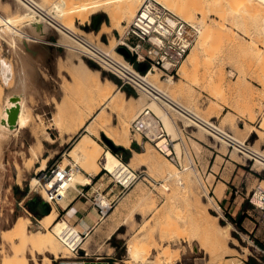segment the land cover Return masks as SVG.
Here are the masks:
<instances>
[{
	"label": "rangeland",
	"instance_id": "1",
	"mask_svg": "<svg viewBox=\"0 0 264 264\" xmlns=\"http://www.w3.org/2000/svg\"><path fill=\"white\" fill-rule=\"evenodd\" d=\"M46 1L51 5L50 8H46L52 13L54 9H60L66 0ZM156 1L159 3L158 0ZM185 1L190 4L188 6L192 7L186 6L190 10L193 8L192 10L197 14L194 23L197 21L198 24H201L202 21L198 9H202L204 5L203 9L208 14L207 23L210 25L209 27H216L215 31L211 29L212 34L216 33V36L212 35L215 42L212 41L211 37L209 41L212 40L209 45L214 42L211 49L209 50V47L206 48L207 50L198 53L202 56L199 55L200 60L203 58V60L210 61L205 62L202 60L204 63H209L208 65L203 64L205 68L207 67L204 77L200 76L202 73L199 72L200 69H196L185 84L180 83L184 90L178 92L176 97L171 96L170 90L165 88L164 90L168 92L167 94L171 98L180 102L204 120L214 122L238 141L247 143L248 146L255 148L257 152L259 151L258 153L264 154V6H262L264 1H259H262L260 6L255 0H232V4L235 1L239 2L234 11H230L232 4H230L231 7H228L227 4L222 2L221 5L225 4L222 6H225L223 9L228 10L221 23L218 18L213 16L212 10L209 11L211 7L207 4L208 0H203L208 6L199 0ZM143 2L144 0L140 3V6ZM182 2L184 3V0ZM226 2L228 1L226 0ZM69 5H71L70 2ZM27 11L26 6L17 0H0V93L2 92L0 107H3V109L4 99L16 91L21 75L26 69L24 59L28 58L27 49L33 47V39L37 38L27 22ZM204 11L201 10V12ZM94 17H98L96 26H94L93 21L87 26H79L87 34L93 33L91 35L93 39L84 33L82 36L90 42L94 40L92 42L94 45L105 52H109V48L96 42L94 36L101 30L103 23L110 25V20L103 13ZM77 22L80 23L79 20ZM46 26L50 29L48 34L38 36L37 39L42 41L40 46L48 48V57L38 60L34 66L36 83L33 84L30 79L28 80L30 90L28 105L32 110V121L26 130L17 134L4 148L2 158L4 168L1 169L0 167V251L1 247L4 246L1 238L2 234L11 229L18 217H29L31 220L29 230L31 231L40 229L39 222L44 225H51L57 222L58 219H62L57 216L54 207L51 214L42 219L40 218L41 214L34 215L28 207L29 202V206H32L31 204L34 201L39 202V200H42L45 202L38 190L34 189L33 184L40 175L37 176L36 174L45 170L48 162L49 167L47 170L58 161L63 168L71 165L73 171L78 169L80 174L83 175L82 177L86 178L87 173L93 174V171L99 172L102 170L103 173L105 172L102 167L103 155L104 152L111 151L112 147L117 149L116 152L112 151L118 153L116 156L125 165H129L133 151L142 152L145 150V144L140 147L135 143L137 136L132 131L130 134L132 141L130 149L116 146L105 134L101 133L98 139L92 137L93 143L90 145L86 157L79 152L75 155L79 142L88 134L84 128L88 124V113L85 110L88 104L85 101V88L80 82L73 81L71 72L73 67H79L85 62L93 70L101 71L103 77H108L114 81L116 84L115 90L120 89L127 96L143 98L141 101L146 102L145 104L150 101L142 93L131 87H122V81L104 65L102 67L95 61L81 56L78 52L83 48L78 42L72 38L70 39L57 28L49 24H46ZM126 26L128 24L125 23L123 32ZM14 28L18 31L16 30V32ZM122 33L113 30L117 45L119 36ZM41 37H43L42 40ZM198 37L197 34L195 46L199 41ZM100 41L108 45L110 38L108 35H102ZM215 44L217 45L215 46ZM116 51L124 55L127 50L119 46ZM208 51H210L209 54ZM124 58L128 60L125 55ZM179 75H176L174 80H178ZM128 91L132 92L133 95H129ZM11 101H14L13 98ZM13 103L16 106L18 102L16 100ZM129 106L134 109L137 108L135 110L137 113L141 111V108L146 107H141L136 102H130ZM103 114L106 117L111 114L112 128L115 129L118 125L116 113L113 114L111 109L107 108ZM172 117L175 120L171 119L174 124L179 121V126L187 124L184 119L174 112ZM174 124L170 120L166 122L169 132L175 139L180 140V132L177 131V126L175 127ZM92 128H94V125ZM252 129H255L258 135L252 134L248 138L249 131ZM187 130L191 137L190 139L184 138L180 145L183 153L181 165L178 164L181 180L184 182L187 177L192 179L194 193L196 191L194 196H196L195 198L192 197L191 203L195 204V200L199 199L203 204L201 205L203 210L200 209V220L214 229L217 223L226 226L228 230V233L216 230L219 244L215 248L217 254L214 259L200 249L199 245L203 244L206 247L209 246L207 248L210 249H213L214 246L207 239L201 226L195 223L188 214L189 208H185L188 206L169 187V182L163 181L162 178L146 168L143 171L136 168L134 173H137L138 179L123 192H121L122 188L119 185L116 186L114 175L115 178L111 175L104 177L103 187L106 182H109V189L115 187V191L105 200L110 204L113 198L116 201L92 235L87 236L81 242L77 254L72 252L68 255V258L64 259H54L48 254L36 255L34 257L37 261L43 262L45 258H50L52 264H59L60 261L74 258V256H85L92 258L110 257L114 264H134L135 262L132 263L128 259L127 245L131 241L138 240L136 239L138 236L140 241L145 239L148 230H151L149 233L151 235L153 233V236L155 234V238L153 237L155 242L148 246L150 250L152 249L151 252L149 249V251L147 250L150 254H146L144 259H139L142 261L140 264H158L154 257L167 248H170L178 256L174 264H264V214L260 213L248 199L258 185L264 182V166L258 162L255 163V161L250 160L241 153L233 151L234 149L225 144L211 139L202 129L189 128ZM107 140L110 141L112 147L107 143ZM148 145L158 157H161V160H168L161 156L152 145ZM135 147H138L139 151ZM34 153L37 154L38 159L34 157ZM44 159H48L45 164H43ZM168 161L172 162L171 160ZM234 177H237L238 195L235 194L237 189L230 181ZM119 192L121 194L118 196ZM226 193L228 194L226 195ZM236 198H239V200L245 199L242 207L249 212L250 215H248L251 220L246 228L248 230L254 228L252 233L245 234L242 231L244 227L240 228L233 224L221 203L227 199L229 202H233ZM169 200L173 202H171L172 207L168 206ZM218 206L221 208L218 209ZM205 210L213 218L208 219ZM167 219L172 220L171 222L176 221L175 224L172 223V226L177 225L178 227H175V229L181 231L182 236H180L181 233L173 229L174 227L171 231H168L169 227H165L167 230L161 233V225L168 224L169 226L171 223ZM124 223L125 225L122 226ZM72 226L74 227V225ZM115 227L121 228L108 240L110 232H113L116 229ZM142 228L143 230H141ZM145 228H148L147 231ZM145 232L146 234H144ZM184 232H186V236H184ZM50 235H52V238L54 237L62 250L67 248L53 233L52 228L50 229ZM16 244H18V241ZM5 247L7 252L11 251L9 244H6ZM30 252L27 256L30 263L33 264L34 257ZM6 262L10 264L9 260Z\"/></svg>",
	"mask_w": 264,
	"mask_h": 264
},
{
	"label": "bare ground",
	"instance_id": "2",
	"mask_svg": "<svg viewBox=\"0 0 264 264\" xmlns=\"http://www.w3.org/2000/svg\"><path fill=\"white\" fill-rule=\"evenodd\" d=\"M17 1H19V3L21 2L22 4H24L26 6V8L28 9V11H27V13H28L27 22L32 27V29L34 31L33 33H35L37 35V38H38V36H45L46 34H48L50 29L47 28L46 24H49L50 26L57 28V30H59L61 33H64L65 35H67L70 39L72 38L73 40L78 42L79 45L83 48L82 50H86V49L90 48L91 46L89 44L93 45L94 48H96V49H99V47L92 43V42H94V40L92 42H90L82 36V34L84 33V34L88 35V37H90L93 33L87 34L83 30H81L79 28V26L89 25L92 22L93 17L100 14V13L107 15V17L110 20V23H109L110 25L103 23L101 30L98 33L96 32L97 34H95V36H94L96 39V42H98L102 45H105L109 48V52H105V51L99 49L100 50V57H102V60H100V62L106 68H110L109 67L110 59H114V60L121 62V63L125 62L124 61V59H125L124 55L125 54L122 55L116 51L117 49H119V46L116 43L117 39H115V37L113 35V30H117L120 33H122L124 24L126 23L129 25L132 22V20L134 19L138 9H140L139 8V7H141L140 3L142 2V0H66L64 2V4L61 6V8L60 9H54L52 11V13H53L52 14L47 9V8H50L51 5H49V2H47L46 0H17ZM158 1H159V4L161 6H163L166 10L171 12L173 15L180 17V18L182 17L185 21H187V23L190 26L194 27L197 30V34L199 35L198 43L196 44V46L193 45L187 59L184 61V63L180 67V70H179L180 75H179L178 80H174V78H172V77H168L166 79L161 78L159 73H155V72L148 73V75L146 77V80L152 86H154L157 90H159L163 95H165L169 101L163 100L160 102L158 100H155L154 98L150 99L146 94L142 93V95L150 101L149 103L145 104L146 103L145 101H144L145 103H143V101H141V99L143 100V98L139 99V98H135L132 96H127L124 91H122L120 89L115 90L116 84L114 83V81H112L108 77H103L101 75V71L93 70L85 62H83L81 65H79V67H73L72 71H71L72 77L74 79L73 81L80 82L82 84V86L85 88V90H86L85 101L88 104L87 108L85 109L86 112L88 113V117H87L88 124L84 127L85 131L88 134L85 135L82 138V140L79 142L75 155H77V153L79 152L82 155H84V157H86V154L90 150L89 149L90 145L93 143L92 137L98 139V138H100L101 133L105 134V136L109 140H111L116 146L123 147L125 149H130L132 146V141L130 138L131 124L135 120L137 115L143 110L141 108V111L139 112V110H138L139 113H137L135 111L137 108L134 109L133 107L129 106L130 102H136L141 107L146 106L149 109H151L154 112V114L156 116H158L163 121V123H164V125L168 131V134L176 142L175 143V149H176L179 161H181L182 154H183L180 145L182 144L184 138H186V137L181 130L182 126H179V124H178L180 121L178 123L175 122L176 125L174 124L173 121H175V120L172 117L173 112L176 113L180 118H182L186 121L187 124L183 125L186 128L202 129L207 133V135L211 139H214L217 142L223 143L226 146H228V144H227V141L225 138L229 137V139L231 140L233 145H235V149L233 151H236L238 153H242L241 151H243V153L245 154L243 156H245L249 159L255 158L256 159L255 163L258 162L259 164L264 166V154H262L261 152L258 153L259 151L257 152L255 150V148L253 149V147L248 146L247 143H242V142L238 141L233 136H231L229 133L222 130L219 125H216L214 122L204 120L198 114H196L192 110L188 109L186 106H184L180 102L171 98L172 95L174 97H176L178 92L184 90L182 85H180V83L185 84L189 80V78L195 73L196 69H200L199 72H202L200 74L201 77L202 76L204 77L206 75L205 72H206L207 67L205 68L203 66V64L208 65L209 63L202 62L203 58L200 60V58H199L200 54H198V53L202 50H207L206 48H209V47H210L209 50L211 49V46L215 42V40L213 39V36H212L214 33L212 34L211 29H213L215 31L216 27L215 28L209 27L210 25H208V23H207L208 22V14L206 13V10L203 9L204 5L203 6L201 5L202 9H200L199 7H198L199 9L197 8L198 10H200L199 15L201 16V20H202L201 24H198L197 21H196L197 23L195 22L196 23L195 24L194 20H195V15H197V14H195V12L192 10L193 8L191 9L192 11L189 9L192 6H188L189 3H187L185 0H184V3L182 2V0H158ZM199 1H201V3H202L203 0H199ZM204 1H203V4H205ZM227 1L228 2H226V0L225 1L224 0H208L209 3L207 2V4L210 5L211 9H209V7H207L208 5L205 4V5H207L206 7L209 9V11L212 10L211 13L213 14V16L220 20L219 21L220 23L224 19L225 15H226V11L228 10V9L227 10L223 9V8H225V6L222 7L223 5L227 4L228 7L232 6L231 9L229 8L230 11L231 10L234 11L235 8L239 5V2H236L237 0L233 4L231 2L232 0H227ZM255 1L258 3V5L260 3L262 4V1L259 2L260 0H255ZM69 2L71 3V5H69ZM218 2H220V3H218ZM222 2H224L225 4L223 3V5H221ZM228 3H229V5H228ZM235 3H236V5H235ZM230 4H232V5L230 6ZM261 4H260V6H261ZM227 6H226V8H227ZM262 6H264V4H262ZM197 9H196V11H198ZM201 10L202 11L205 10V11L201 12ZM211 13H209V14H211ZM77 20H79L80 23H78ZM16 30L17 29H15V31ZM19 33H21V31H19ZM102 35H106V36L108 35L109 36L110 41H109L108 45H106L100 41V38ZM215 36H214V38H215ZM211 37L213 39V40L212 39L211 40L214 42L212 45L211 44L209 45V43H211V40L209 41V39ZM37 38L33 39V43H34L33 47H30L27 49L28 58L24 59V62L26 64V69L21 75V78H20V81L18 83V86L16 88L15 93L13 95H11L9 98L4 99V101H3L4 109H3V107H0V167H1V169L4 168V165L2 163V158L4 155V148L13 140V138L17 134L21 133V131H23V130H26L28 128L29 124H31L30 122L32 121V117H33L32 113H31L32 110H30V107H29L30 105H28V93L30 92L29 87H28V80L30 79L33 82V84L36 83L34 61L37 58V56H39L41 54V52H40V50H41L40 44L41 43L40 42H42ZM90 38H92V36ZM42 39H43V37H41V40ZM92 39H90V40H92ZM216 45L217 44H215V46ZM206 46H208V47H206ZM212 50L214 51V48ZM209 52L210 51H208V54H209ZM211 54L213 55V52ZM200 57H202V56L200 55ZM203 61L210 62V61H206V60H203ZM164 88L166 90H170L171 96L169 94H167L168 92L166 90H164ZM1 93H0V95H2ZM15 97L20 98L19 99L20 112L18 115L16 129H11L9 124L8 123L6 124L5 121L7 122V119H8V111L11 110L12 108H14V106H15V104L11 101L12 98H15ZM176 106H179L183 110H185V112H187L189 114V116L186 113H184L183 111H180ZM107 108H110L112 113L113 114L116 113V115H117L118 125L116 127L114 126L115 129L112 128V116H111V114L109 117H106L103 114L104 110H106ZM193 118H195L197 121H195ZM168 120H170L174 124L175 127L177 126L176 129L178 132H180V137H181L180 140L175 139L173 137V135L169 132V130L166 126V122ZM200 121L203 122V124L216 127L219 132L226 135L225 138L218 136L216 134L211 135L210 133H208L206 127L203 124H201ZM32 124H33V122H32ZM93 125H94V128H92ZM252 134L258 135L257 131L255 129H252L249 131L248 138ZM135 136H137V135H135ZM136 138L137 139H135V143H140L141 138L139 136H137ZM148 144H150V143L145 144V150H143L142 152L133 151L129 165H125L115 155V153L112 150H111L112 152L111 151L104 152L103 163H102L103 169L106 170L109 174L114 175L119 181L123 182L126 186H128V184L130 183V179L133 178L132 176L136 175L134 173V170L136 168L141 169L142 171L144 168H146L147 170L154 172L155 175H158L160 178H162L163 181L165 180V181L169 182V185H170L169 187H171V189L177 193L179 198H181L182 201H184V203L188 206V207H185L186 209L189 208L188 214H190V216L193 218L195 223H197L201 226V229L206 234L207 239H209L211 241L212 245L214 246L213 249H210V248H207L209 246L206 247L205 244H203V245H199L200 249L205 251V253H207L210 256V258L213 257V259H214V257L217 254L215 248L219 244V238H218L216 230L217 231H226L225 233H228L227 227L222 226V225H218L216 223V225H215L216 228L214 229L211 226H209L208 224L203 223L202 220H200V218H199V216L201 215L200 209L202 207L201 205H203V204H201V201L199 199L195 200L196 201L195 204L193 202L191 203L192 197L195 198V196H196V195L194 196L196 191L194 193V187H193L192 179L187 177V178H185V180L183 182V180H181V175H180L181 172L179 171V165L177 163L168 161L169 159L166 161H165V159H164V161L161 160L160 159L161 157H158L157 154L152 150V148ZM240 149H241V151H240ZM34 157L38 159V156L36 153H34ZM46 161L47 160L44 159L43 164H45ZM43 167H44V165H43ZM70 167H72L71 187L73 189H78L79 187L83 186L84 184L90 183V181L88 179L82 177L83 175L80 174L78 169H74V171H73V166L70 165ZM185 170H187V169L185 168ZM38 185H39V180L37 178L35 180V183L33 184L34 189H37ZM259 187L264 191V182H261L258 185L257 189ZM43 195L46 196V193L43 192ZM63 196L65 198L67 196V192L61 193L58 200ZM220 197H221V195H220ZM196 198H198V197H196ZM175 200H177V199H175ZM59 201L62 202L63 199L62 200L60 199ZM103 201H104V204L108 207V209L111 208L110 203H108V201H106V200H103ZM171 202L172 201L169 200V202H168L169 207H172V205H173L172 204L173 202L172 203ZM217 208L219 209V207H217ZM188 210H187V212H188ZM201 210H203V209H201ZM108 211L109 210H106L105 215L107 214ZM205 214H206L208 219L213 218L212 215L210 213H208L206 210H205ZM156 217H157V215H156ZM167 221H169V220L167 219ZM171 221H169V223ZM173 222H171L170 223L171 225L169 224V226H168V224L167 225L165 224L166 226L164 224H163L164 226L161 225V229H160V225H159L160 231L162 230L161 233H163L164 231L167 230V228H165V227H169L168 231L169 230L171 231V229L174 227V225L172 226V223L175 224L176 221L173 220ZM213 222H215V221L213 220ZM216 222H217V220H216ZM160 223H161V221H160ZM30 224H31V220L29 219V217L20 216L16 220L15 224L11 227V229L9 231H5L2 234L1 238H2V243H4V246L1 247V251H0V253H1L0 264H7V262H6L7 260H9L10 264H31L29 259H28V256H27L29 251H31L30 253L33 255V257L36 255L48 254L51 257H53L54 259H56V258H68V255L70 253H72V248L80 245L81 242H83V240H84V238L80 235L81 231H80L79 227H76V226L73 227L71 224L66 223V221L63 219H58L57 222H55L51 225H44V224L39 222L40 229L37 231L29 230ZM155 224H156V221H155ZM124 225H125V223L122 226H124ZM175 227H178V226L176 225ZM175 227L173 229H175ZM51 228L53 229V233L63 242V244H65L67 246L66 249L62 250L61 247L59 246V244L54 240V237L53 238L51 237L52 236V235H50V229ZM120 228L121 227L116 228L113 232H110L111 234L109 235L108 240H110L118 232V230ZM147 229H146V231H147ZM141 230H143V228ZM175 230H177V229H175ZM148 231L150 232L151 230H148ZM177 231L179 233H181V231H179V230H177ZM177 231H176V233H178ZM184 231H186V230H184ZM197 231H199V230H197ZM142 232L139 234L140 236H141ZM149 232H147V236L145 239H143V240L141 239V241H140V239L138 238L139 236H138L136 238L138 240L131 241L129 243V245H127L128 259H130L132 263L135 262L136 264H140L142 261H140L139 259H144L146 254L148 255L149 252H147V250L148 249L150 250V248L148 246H151L155 242L154 241L155 234L153 236V233L151 235V233H149ZM148 233H149V235H148ZM179 233H178V235H179ZM184 233H183L184 236H186V232H184ZM144 234H146V232ZM144 234H143V236H145ZM180 236H182V233L180 234ZM219 236H220V234H219ZM17 241H18V244H16ZM6 244L10 245L11 251L7 252L6 247H5ZM155 245H157V244H155ZM151 250H150V252H151ZM61 252H62V254H61ZM177 257L178 256L175 255V253L170 248H167V249L163 250L162 252H160L159 254H157L154 257V259H155L156 263H158V264H174L175 261L177 260ZM32 261H33V264H52V261L50 258H45L43 260V262H39L34 257Z\"/></svg>",
	"mask_w": 264,
	"mask_h": 264
},
{
	"label": "built area",
	"instance_id": "3",
	"mask_svg": "<svg viewBox=\"0 0 264 264\" xmlns=\"http://www.w3.org/2000/svg\"><path fill=\"white\" fill-rule=\"evenodd\" d=\"M196 38L197 30L185 20L173 15L155 0H144L132 22L126 26L123 34L119 36L118 43V46L126 48L136 62L124 59L125 62L121 63L110 59V68L107 69L122 81V87H131L137 92L146 94L150 99L154 98L160 102L163 100L169 101L165 95L146 80V77L150 72L159 73L161 78L164 79L179 75L180 67L187 59ZM89 45L90 48L78 53L103 67L100 62L102 60L100 50L94 48L91 44ZM136 64L146 65L148 67L146 73L139 71ZM176 107L189 116L181 107ZM193 119L197 121L195 118ZM200 123L203 124L201 121ZM203 125L211 135L216 134L225 138L226 135L219 132L216 127ZM187 129L189 128L185 126L181 128L185 137L190 139L191 136ZM131 131L141 138V142L137 143L140 147H142V144L150 143L163 157L181 165L175 149L176 142L168 134L163 121L151 109L148 107L143 108L132 122ZM225 139L228 147L235 149V145L229 137ZM241 152L242 155H245L243 151ZM250 160L256 161L255 158ZM104 171L105 174L111 175L106 170ZM71 172L72 167L66 166L63 168L56 163L48 170L45 169L36 174L37 176L40 174L37 190L48 205L56 204L61 193L73 189L71 187ZM135 174L130 179L128 187L113 175L111 176L115 178L116 185H119L124 191L138 179L136 172ZM43 192L46 193V196L43 195ZM236 192L239 193L238 190ZM107 198L106 194L100 193L93 200L94 206L102 217L106 216V210H110L113 205V202H111V208L108 209L103 201ZM248 199L257 210L264 214V191L260 187L256 188ZM80 235L84 238L83 234L80 233ZM79 246L72 248V252L77 254L80 249Z\"/></svg>",
	"mask_w": 264,
	"mask_h": 264
},
{
	"label": "crops",
	"instance_id": "4",
	"mask_svg": "<svg viewBox=\"0 0 264 264\" xmlns=\"http://www.w3.org/2000/svg\"><path fill=\"white\" fill-rule=\"evenodd\" d=\"M40 52L41 54L37 56V58L34 61V66L35 64H37L38 60L48 57L49 50L45 46H41ZM14 93L15 92H12L7 98H9ZM46 160L48 161V159ZM56 163L59 164L58 161L55 162L54 164ZM54 164H52L51 166H53ZM48 165L49 162L47 164L46 169L49 167ZM87 174L88 176H86V179L90 181L89 184H84L78 189H71L70 191L67 192V196L65 198L64 196L60 198L61 200L63 199L62 202H60L59 199L56 204H53L52 206L49 205L51 207V208L49 207L50 208L49 214H51V210L54 207L55 211L57 212V216L59 218H62L67 223L79 227L81 229V234L84 235V238H87V236H91L92 233L97 229V227L101 224L103 220V217L99 214L97 208L94 206V201H93L94 198L97 196V194L100 193L106 194L107 197H109L115 191V187L109 189V182H106V185L103 187L104 184L102 182L107 174L103 173L102 170H100L99 172L93 171V174H89V173ZM230 181H232V185L235 187V189L238 190L237 177L231 178ZM107 189L109 190L107 191ZM121 192H123V189ZM121 192H119L118 196L121 194ZM227 194L228 193H226V195ZM235 194L238 195L237 192ZM115 197H117V195H115ZM115 201H116L115 198L111 200V202L113 203H115ZM244 201L245 199L239 200V198H236L235 200H233V202H229V200L227 199L225 200V202L222 201L221 203L223 207H225L227 214L231 216L233 221H237L238 218L244 216L241 226L244 227L243 229L245 230V234H248V233H252L254 228L251 230H248L246 228L248 222H251V220L249 219V215H250L249 212L244 210L242 207ZM42 217H45L44 214H41L40 218L42 219ZM60 259H64V258H60ZM111 259L112 258L110 257L92 258L85 256H80V257L74 256V258L60 261L59 264H114L111 261Z\"/></svg>",
	"mask_w": 264,
	"mask_h": 264
},
{
	"label": "water",
	"instance_id": "5",
	"mask_svg": "<svg viewBox=\"0 0 264 264\" xmlns=\"http://www.w3.org/2000/svg\"><path fill=\"white\" fill-rule=\"evenodd\" d=\"M92 21H93L94 26H96L97 25V21H98V17H94L92 19ZM124 54L127 57L125 52H124ZM144 68H145L146 71L148 70V67L146 65H144ZM19 99L20 98H16V99L13 98V100L14 101L17 100L18 103L16 104V106L14 108H12L11 110L8 111V121L7 122L5 121L6 124L7 123L9 124L11 129H16V127H17V120H18V115H19V112H20ZM107 143L112 147L110 141L107 140ZM112 150L114 152L117 151V149L115 147H112ZM39 213L44 214V216L48 215L50 213L49 206L46 203H43L42 207L39 210Z\"/></svg>",
	"mask_w": 264,
	"mask_h": 264
},
{
	"label": "trees",
	"instance_id": "6",
	"mask_svg": "<svg viewBox=\"0 0 264 264\" xmlns=\"http://www.w3.org/2000/svg\"><path fill=\"white\" fill-rule=\"evenodd\" d=\"M125 53L127 55V57H126L127 59H129L131 62H134V63L136 62L135 58L131 57L130 54L127 51ZM136 67H137V69L139 71H141L143 73H146V70L144 68V64H136ZM115 82L118 83L116 80H115ZM128 94L129 95H133V93L130 92V91H128ZM135 148L139 151V148L138 147H135ZM115 155H118V153H115ZM127 158H129V157H127ZM32 203H33V204H31L32 206H29L30 205V202L28 204L29 211L32 212L36 216L39 215V214H41V213H39V210L42 207L43 201L42 200H39V202L34 201ZM227 215H228V217H229V219H230L231 222H233L235 225L239 226L240 228L242 227L241 225H242V221L244 219V216L238 218L237 221H233V219L231 218V216L229 214H227ZM242 231L245 233V230L244 229H242Z\"/></svg>",
	"mask_w": 264,
	"mask_h": 264
}]
</instances>
